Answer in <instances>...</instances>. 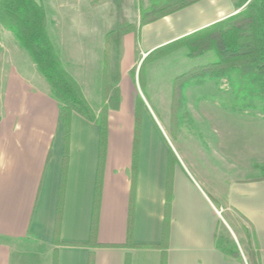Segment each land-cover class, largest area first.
I'll list each match as a JSON object with an SVG mask.
<instances>
[{
  "label": "crops",
  "instance_id": "crops-1",
  "mask_svg": "<svg viewBox=\"0 0 264 264\" xmlns=\"http://www.w3.org/2000/svg\"><path fill=\"white\" fill-rule=\"evenodd\" d=\"M215 1L197 3L181 17L173 18L179 14L176 12L145 24L138 36L126 34L121 79L135 63L136 52L145 54L192 31L196 28L192 27L194 20H204L203 26L214 21L209 19L219 11V4L211 16L208 7L216 4ZM45 14L47 29L48 20L52 24L57 20L56 14L50 13L48 17L46 9ZM186 17L191 21L181 23L180 19ZM3 31L0 35V264H53L54 260L56 264H125L128 255L130 264H134V255L139 251L159 252L167 150L148 148L139 152L132 234L133 242L143 246L127 245L133 136L118 133L117 122L113 123L112 114L109 115L95 235L98 244L90 245L99 127L72 113L67 166L62 176L64 132L59 103L29 54L11 33ZM98 47L102 49L101 42ZM72 56L69 53L67 60ZM62 64L80 84L87 99L81 82ZM172 173L166 264H250L242 249L256 251V264H264L263 174L234 180L224 202L214 206L180 166L175 165ZM227 239L236 242L240 255L222 251V243ZM29 248L44 251V259L40 254L32 258L30 253L26 255Z\"/></svg>",
  "mask_w": 264,
  "mask_h": 264
},
{
  "label": "rangeland",
  "instance_id": "rangeland-1",
  "mask_svg": "<svg viewBox=\"0 0 264 264\" xmlns=\"http://www.w3.org/2000/svg\"><path fill=\"white\" fill-rule=\"evenodd\" d=\"M39 1L48 17L50 13L56 14L55 24L50 20L47 23L50 40L61 61L83 85L86 100L97 113L103 101V38L114 22L113 3L111 0ZM204 1L199 0L176 11L179 14L173 18L181 17L197 3L204 5ZM147 2L126 0L123 9L127 18L137 24L140 7ZM215 3L208 7L209 16L214 13L217 3L219 11L209 21L222 19L242 8L235 9L232 0H216ZM190 21L187 17L180 19L181 23ZM203 21L194 20L192 27L196 28L192 31L203 27ZM2 30L10 33L0 24V35ZM100 42L102 49L98 47ZM162 44L145 54L135 53V63L130 65L122 79L120 76V107L110 111L109 115L112 114L113 123L117 122V132L129 137L133 136L136 110L140 126L139 152L148 148L160 152L167 150V176L169 172L174 174L175 165L180 166L211 203L219 206L224 202L231 182L264 175V99H239L232 89H228L223 78L185 74L189 68L213 60V51L192 57L187 55V48L182 47L163 54L158 51L149 54ZM79 50H83L82 53ZM69 53L73 56L67 60ZM121 60L122 55L120 73ZM231 237L234 238L232 234ZM158 249L159 252H137L134 264H159L161 249ZM29 251L26 255L31 254V258L40 254L44 259V251L31 248Z\"/></svg>",
  "mask_w": 264,
  "mask_h": 264
},
{
  "label": "trees",
  "instance_id": "trees-1",
  "mask_svg": "<svg viewBox=\"0 0 264 264\" xmlns=\"http://www.w3.org/2000/svg\"><path fill=\"white\" fill-rule=\"evenodd\" d=\"M126 0H111V14L114 22L105 32L103 42L102 64V105L99 111L90 106L80 84L65 69L58 57L55 46L46 29V14L39 0H0V24L8 30L19 45L29 54L39 73L47 81L52 97L59 103L60 120L64 132V156L62 176H64L68 157V140L72 113L76 112L99 127V160L95 183L94 203L90 245L95 241L98 210L101 199L103 170L109 134V112L120 107L121 93L120 59L122 55L123 37L133 32L139 35V27L170 15L199 0H148L140 7L139 22L130 21L124 13ZM238 12L216 20L206 26L193 30L183 36L162 44L153 52H172L178 48H187L188 56H198L213 51L215 58L201 65L193 66L186 75L205 74L225 79L228 89H232L236 97L252 101L264 99V0H232ZM198 72V73H197ZM201 72V73H199ZM140 126L136 110H134L133 145L131 161V208L127 225L126 244L143 246L133 242V201L135 195ZM264 178V175H263ZM171 172L166 180L165 212L163 221L160 264H166V250L169 234V211L172 199ZM63 185V183H61ZM57 242V232H56ZM222 247L224 253L232 256L241 252L234 240H225ZM243 254L250 264L258 263V254L249 249ZM53 264H56L54 260ZM125 264H130L129 255Z\"/></svg>",
  "mask_w": 264,
  "mask_h": 264
}]
</instances>
